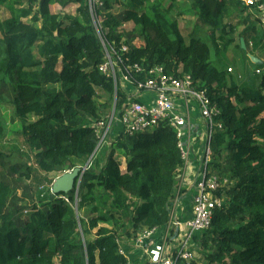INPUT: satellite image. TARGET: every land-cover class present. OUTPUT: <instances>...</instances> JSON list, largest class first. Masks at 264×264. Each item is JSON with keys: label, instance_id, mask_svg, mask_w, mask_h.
<instances>
[{"label": "trees", "instance_id": "trees-1", "mask_svg": "<svg viewBox=\"0 0 264 264\" xmlns=\"http://www.w3.org/2000/svg\"><path fill=\"white\" fill-rule=\"evenodd\" d=\"M171 2L104 0L93 21L85 0H0V8L17 7L12 18L0 20V76L12 88L15 120L38 168L32 178L21 167L10 168L13 177L36 184V202L26 212L10 210L12 186L0 179V264H128L123 240L131 241L140 229H164L171 221L185 161L176 132L165 124L135 136H116L106 157L80 169L79 187L53 194L50 176L95 159L97 126L110 108L121 113L130 99L119 82L99 70L106 56L103 43L117 50L128 47L124 72L135 66L164 67L169 74L190 76L207 91L222 125L211 168L227 184L216 193L224 199L223 208L194 243L206 264H264V77L254 87L229 73L238 64L245 67L242 61L264 68L249 57L263 46V25L258 18L246 19L240 34L245 49L234 48L236 28L225 22L227 6L242 13L248 9L238 0H190L188 13L207 27L208 36L187 43ZM55 4L63 9L78 5V17L61 18L52 12ZM115 6L122 12L115 14ZM95 22L108 30L102 41ZM130 22L138 31L124 30ZM231 50L241 54L232 63ZM132 75L144 80L142 74ZM102 97L107 101L99 104ZM4 137L0 116V143ZM117 152L126 159L125 171L114 158ZM4 157L0 149V161ZM76 210L89 212L90 221L79 222ZM127 211L129 225L118 230ZM80 225L86 238L97 230L95 239L85 240Z\"/></svg>", "mask_w": 264, "mask_h": 264}, {"label": "built area", "instance_id": "built-area-1", "mask_svg": "<svg viewBox=\"0 0 264 264\" xmlns=\"http://www.w3.org/2000/svg\"><path fill=\"white\" fill-rule=\"evenodd\" d=\"M85 1L95 21V12L99 6L103 5L104 0ZM240 2L242 6L255 14L256 19L258 18L264 26V0H240ZM94 25L102 41L104 33L108 30H103L99 22H95ZM103 47L106 56L99 69L100 72L112 77L117 83L116 70H118L119 74L124 76L122 79L127 81L135 92V97L127 93L130 99L121 113L113 111L112 119L118 121L121 129L117 136L122 134L135 136L139 133L151 132L165 124L176 132L179 148L186 162L189 153L184 144V134L185 129L189 127V116L177 109L175 99L181 98L196 103L200 118L204 122L206 133L201 151L202 168L195 186L192 218L182 222L180 219L176 220L174 215L175 220L172 221L171 215V221L166 228L144 231L134 242L136 249L146 252L150 264H193L195 237L210 228L214 212L222 209L224 205V199L218 198L216 193L227 184V181H223L211 168L215 135L222 130V125L217 121L220 112L211 104L207 91L199 89L190 76L181 73L177 76L169 74L164 67L144 70L142 67L135 66L124 72L121 63L124 61V54L128 52V47L122 45L121 49L117 50L114 45L106 43H103ZM231 71L229 69V72ZM132 73L144 75V80H135ZM140 93L154 95V102H143ZM105 144L108 142L102 139L100 146ZM122 254L127 258V251H122Z\"/></svg>", "mask_w": 264, "mask_h": 264}, {"label": "rangeland", "instance_id": "rangeland-1", "mask_svg": "<svg viewBox=\"0 0 264 264\" xmlns=\"http://www.w3.org/2000/svg\"><path fill=\"white\" fill-rule=\"evenodd\" d=\"M109 1H110V3H112V1L114 3V0H109ZM165 1H167L168 5H172L171 0H165ZM233 1H235V0H233ZM180 3L177 4V8L180 5ZM14 8H17V7L12 5V4H8V5L0 8V20L6 21V20L12 18ZM78 9H79L78 5H76V6L73 5L69 9H63L59 5H56V4L52 6V12L60 15L61 18H63L66 15L77 16ZM113 10H114L115 14H119L120 12H122V9L117 7V6H115ZM173 14L178 16V20L180 23L182 34L185 37V39L187 40V43H190V39L194 38L193 35L196 34V29L193 27L194 18L187 17V14H180L178 10L174 11ZM247 16L251 21L256 20L255 14H253L252 12L247 13ZM230 18H231L230 14L228 12H226V21L230 22V20H231ZM202 27L205 29H203V28H202V30L200 29V34H203L204 35L203 38H205V40H207L206 36H208V35L203 33L207 29V27L204 24H202ZM260 28H261L260 31H261L262 36H263V41H264V26H262ZM135 29H136V31H138V28H136L133 23H127L124 26L125 31L131 32V31H134ZM197 34H199V32ZM1 38H2V36L0 34V39ZM137 41L138 40L134 41V43H136ZM208 43L211 46V42H208ZM223 44L221 46H223ZM229 52H228V59H229L230 63L235 61L236 58L239 60V55H241L239 52L236 53L234 50H231L230 53ZM249 54H250L249 57H254L255 55H257V56L260 55L264 58V42H263V46L260 48L259 51L250 52ZM242 63H245V67H243V65L238 64L237 67L236 68L233 67L232 71L229 73L235 77H238L240 83H245L246 80H248V74H247L248 66L253 67V68H255L256 66H254V64H250L249 62H243L242 61ZM229 67L231 68L232 66H229ZM116 73H117L116 78H117L118 82L120 83V85L122 83H124V84L127 83V85H128V82L125 81L124 79H122L124 76L119 74L118 70H116ZM4 84H5V82L2 81V77L0 76V116H1L2 125H3L4 130H5V137L2 140V142L0 143V149L5 156L4 159L2 161H0V179L10 182V184L12 186V195H11L10 203H9L10 210H12V211L20 210L21 212L22 211L26 212V211L30 210L31 208H33V205L36 202V194L38 192L36 190V187H34V186H36V184L32 185L30 179L28 177H25V176L22 177L20 175H17L15 177H13L11 172H10V168L14 167V166L21 167V169H20L21 173L28 174L29 172H31V178L33 177V173H35V175H36V170L38 171V168H37V165L35 164L31 150L27 146L25 139L21 133V126L15 120L14 106L12 105V101H13V97H14V93L12 91V88L9 84H7L6 86ZM121 88H123V87H121ZM99 95L102 96L101 93ZM106 101H107L106 97H102V99H98L99 104H104ZM113 113L114 112L110 108L109 111H107L106 117L104 118L103 125L98 126V128H97L98 129V136L100 137V144H101L102 139H104L105 142L109 143L110 140L112 139V136H111L112 132L115 133L114 130L116 127V120L114 121V119H112ZM103 146L107 147L106 144ZM103 146L99 145L98 157H96L94 159V156H92L89 159H87L86 161H84L83 163L79 162L78 168L79 169H81V168L86 169V168L90 167L91 164L95 163V160L97 158H99L100 156L106 157L110 151H105L106 148ZM112 147H113V145H112ZM112 147H109V148L111 149ZM114 158L121 163V171H125L126 170V159L124 158L123 153L117 152V154H115ZM26 169H30V171L26 172ZM66 173H68V172H61L58 174L51 175L50 180L55 182L57 179L61 178ZM178 193L179 192L177 190L175 192V199L173 200L172 206L170 207V212L172 215V221L175 220L174 219V211L176 210V207L178 205L177 200H178V197L180 196V195L178 196ZM88 213L86 216L85 212L76 210V215H77L78 221L79 222L80 221L89 222L90 221V219H89L90 215H88ZM130 214H131L130 211H127L125 213V223L121 221V223L118 224L119 227L117 226L118 230H122V228L125 227L124 225L128 223V219H129ZM127 225H129V223ZM79 228H80V232L83 235L85 240L92 241L95 239L97 230H94L92 232V235L88 236L86 238L85 235L83 234L81 225ZM142 230L143 229H140V231L138 233L141 234ZM138 233L134 234V236L132 237L131 243L135 242V240L139 236ZM194 253H195V260H194L193 264H206L204 262V257L202 255L203 254L202 249H201V247L196 245V243L194 244Z\"/></svg>", "mask_w": 264, "mask_h": 264}, {"label": "crops", "instance_id": "crops-1", "mask_svg": "<svg viewBox=\"0 0 264 264\" xmlns=\"http://www.w3.org/2000/svg\"><path fill=\"white\" fill-rule=\"evenodd\" d=\"M178 3H180V5L177 8ZM173 6L174 11L178 10L180 14H187V17L194 18L193 27L196 29V34L193 35V37L205 39L203 38L204 35L200 34V29L202 30L203 28L202 23L198 22V20L194 16L188 13L191 7L190 0H174ZM226 12L230 14L231 20L230 22H227L225 18V22L227 24L233 25L236 28V33L234 35L235 42L233 44V47L235 48L237 45H241L242 38H240V34L245 28L244 21L248 19V16L246 12L242 13L241 10L235 9L231 4L227 6ZM247 12L249 13L250 11L248 10ZM197 31L199 32V34H197ZM207 31L208 29H206L203 33L207 35ZM254 57L258 59L262 64H264V58L262 56L255 55ZM257 71H260V73H257ZM247 74L248 80H246V82L253 83L254 87H258V85L260 84V78L264 77V68L259 69L248 66ZM252 78L254 79V81L252 80ZM121 86L126 91V93H128L132 97H135V92L131 85H127V83H122ZM140 97L143 102H154L155 98L154 95L148 93H140ZM175 104L180 112L185 113L189 116V127L185 129L184 134V144L186 146V149L188 150L189 155L187 161L185 162L184 168L181 170L178 176V183L176 185L175 192L178 190V196H180L178 197V205L176 207V210L174 211L176 220L180 219L182 222H185L192 218V206L194 197L196 195L195 186L202 168L201 151L204 147L206 127L204 125V122L200 118L196 103L185 101L181 98H176ZM114 131L115 133L112 132L111 134V142H113V138L119 135L121 131L120 124L118 123V121L116 122V127ZM111 142L106 144L107 147L103 146L106 148L105 151H111V149L109 148L112 147L111 145L113 143ZM96 157H98V154ZM123 241L124 242L121 243V248L122 251H127L128 264H150L149 258L144 250L136 249L134 247V243H131V241H127L125 239Z\"/></svg>", "mask_w": 264, "mask_h": 264}, {"label": "water", "instance_id": "water-1", "mask_svg": "<svg viewBox=\"0 0 264 264\" xmlns=\"http://www.w3.org/2000/svg\"><path fill=\"white\" fill-rule=\"evenodd\" d=\"M242 48L245 49V42L241 40ZM251 60L256 63L260 64V61L255 57H250ZM81 171L79 168L64 174L61 178L57 179L53 184V194H69L75 187H79L81 183Z\"/></svg>", "mask_w": 264, "mask_h": 264}, {"label": "clouds", "instance_id": "clouds-1", "mask_svg": "<svg viewBox=\"0 0 264 264\" xmlns=\"http://www.w3.org/2000/svg\"><path fill=\"white\" fill-rule=\"evenodd\" d=\"M238 1H240V0H238ZM241 3V2H240ZM242 5V4H241ZM244 7V6H243ZM246 8V7H245ZM248 9V8H247Z\"/></svg>", "mask_w": 264, "mask_h": 264}]
</instances>
